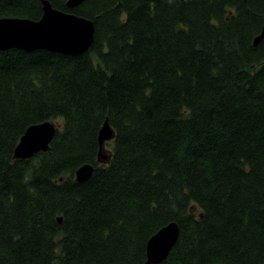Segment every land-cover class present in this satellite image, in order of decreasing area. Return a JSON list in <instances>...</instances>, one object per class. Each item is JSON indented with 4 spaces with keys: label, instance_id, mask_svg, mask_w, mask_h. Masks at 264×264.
Listing matches in <instances>:
<instances>
[{
    "label": "trees",
    "instance_id": "trees-1",
    "mask_svg": "<svg viewBox=\"0 0 264 264\" xmlns=\"http://www.w3.org/2000/svg\"><path fill=\"white\" fill-rule=\"evenodd\" d=\"M41 1L0 0V17L37 21ZM47 1L94 40L82 56L0 50V264H144L171 222L160 264H264V0ZM44 122L49 149L15 159Z\"/></svg>",
    "mask_w": 264,
    "mask_h": 264
},
{
    "label": "water",
    "instance_id": "water-1",
    "mask_svg": "<svg viewBox=\"0 0 264 264\" xmlns=\"http://www.w3.org/2000/svg\"><path fill=\"white\" fill-rule=\"evenodd\" d=\"M42 5H43L42 10H44V12L42 13L41 18L38 21L29 20V19H26V20L0 19V26L23 27L24 34L29 39L34 40V39L40 38V39L46 40L50 38L51 36L61 35V32H56V30L59 28L64 29L65 31H73L74 28H75L74 30L78 29L79 24H81V25H84V27L86 28V33L82 41V43H86L83 49L85 53L90 48L94 40L93 22L85 21L73 15H67L61 12H56L54 10H51L48 2L42 1ZM36 29H38V31H36ZM49 29H53L54 32L49 34L47 32ZM0 31H1V27H0ZM43 32H46L45 35L43 34ZM263 39H264V23L261 27L260 34L252 41L253 46L257 47ZM0 41H1L0 50L16 49V50H21V51L22 50L23 51H35V50L43 49V50H46L52 53L65 54V55L70 54V53H64V52H60L57 50H50V49L41 48V47H36L32 49L19 48L15 46L13 42L7 37L4 39H1ZM1 45L4 47H2ZM84 53H82V55ZM54 132H55V127L53 124L49 122H44V123H41V125L29 127L26 130L25 134L22 135L17 146L14 149V158L27 159L37 152H40V151L46 152L48 150V144L51 142L53 138ZM113 139H114V132L109 127L107 120H105L97 135V142H98L97 162L98 163L105 164L106 162L107 163L109 162L110 152L108 151V149L105 150L104 146L106 142L109 143ZM31 144L36 145L38 149L35 150ZM92 173H93V167L91 165L89 164L83 165L75 171L74 173L75 180L78 183H84L91 177ZM191 211H193V209H191ZM57 221L61 222V218H57ZM177 239H178V226L175 222H171L165 225L164 227L160 228L154 235H152L148 239L146 243V249H145L146 261L144 262V264L162 263L167 258L169 252L175 245Z\"/></svg>",
    "mask_w": 264,
    "mask_h": 264
},
{
    "label": "bare ground",
    "instance_id": "bare-ground-1",
    "mask_svg": "<svg viewBox=\"0 0 264 264\" xmlns=\"http://www.w3.org/2000/svg\"><path fill=\"white\" fill-rule=\"evenodd\" d=\"M0 27H1L0 40L7 37L13 42V44L15 46H17L19 48L32 49V48H36V47H41V48H46V49H50V50H57V51H60V52L70 53V54H77V53L81 52L84 49V48L81 47V45H82V41H83V38H84L85 33H86V28L83 25H81V24H79V28L78 29L74 30L75 29L74 28L73 31H65L64 29L59 28V29L56 30V32H61V35H59V36L58 35L51 36L50 38H48L46 40L40 39V38H37V39H34V40L29 39L24 34L23 27H18V26H0ZM66 30H68V29H66ZM36 31H38V29H36ZM47 32L50 34V33H53L54 30L53 29H49ZM45 33L46 32H43L44 35H45ZM5 40H7V39H5ZM2 47H4V46H2ZM32 147L35 150L38 149L36 147V145H34V144L32 145Z\"/></svg>",
    "mask_w": 264,
    "mask_h": 264
},
{
    "label": "rangeland",
    "instance_id": "rangeland-1",
    "mask_svg": "<svg viewBox=\"0 0 264 264\" xmlns=\"http://www.w3.org/2000/svg\"><path fill=\"white\" fill-rule=\"evenodd\" d=\"M77 1H79V0H77ZM77 1H75V2H77ZM74 2V3H75ZM30 6V5H29ZM86 40V39H85ZM85 44V43H84ZM57 125H58V123H56ZM111 145V144H110ZM109 148V147H108ZM109 150H110V148H109ZM111 155V154H110ZM111 158V157H110ZM109 161H110V159H109ZM105 164H107V162L105 163ZM104 165V164H103Z\"/></svg>",
    "mask_w": 264,
    "mask_h": 264
},
{
    "label": "flooded vegetation",
    "instance_id": "flooded-vegetation-1",
    "mask_svg": "<svg viewBox=\"0 0 264 264\" xmlns=\"http://www.w3.org/2000/svg\"><path fill=\"white\" fill-rule=\"evenodd\" d=\"M107 144H109V143H107ZM106 149H108V148L106 147Z\"/></svg>",
    "mask_w": 264,
    "mask_h": 264
}]
</instances>
